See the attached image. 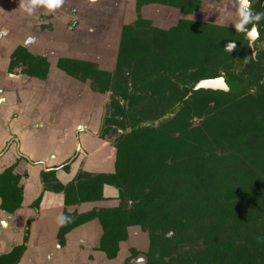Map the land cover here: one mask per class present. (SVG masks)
Listing matches in <instances>:
<instances>
[{"label":"flooded vegetation","instance_id":"flooded-vegetation-1","mask_svg":"<svg viewBox=\"0 0 264 264\" xmlns=\"http://www.w3.org/2000/svg\"><path fill=\"white\" fill-rule=\"evenodd\" d=\"M203 1L207 0H200L199 7L202 6ZM256 1L252 0V5ZM89 2L96 5L97 9L94 10L91 4L65 0L64 5L55 12L42 13L39 21L40 32L45 33L44 39H40L41 42L33 46L18 45L10 55L7 71L27 76L36 82L44 81L50 75L52 65L61 70L63 76L58 75L57 79H60L65 90L58 92L57 99L61 104L67 105L65 109H69L70 114H73L74 109L79 114L77 117L71 115L66 120H62L59 115L62 110L60 107L53 112L39 107L33 112V122L27 121L26 126L29 130L34 126L33 133L37 145L41 144V140L38 141L39 136L48 137L49 145L44 147L52 146L53 136L58 140L60 134L71 133L72 138L74 137L73 151L60 161H58L59 156L55 161L49 160L47 165L42 166V160H33L21 151V145L14 133L15 128L8 132L9 137L0 152L7 154L11 151L5 156L8 162L16 153L13 160L0 171V177L14 163H16L14 172L19 173L20 176L0 178V207L9 213L21 209L28 210L26 211L28 214L24 213L26 218L22 239L16 246L22 247L23 253L32 225L36 224L34 222H43V220L50 222V216L53 214L43 215L47 210L44 211L42 206L45 195L52 193L61 199L56 216L63 214L71 218V222L65 226H59L58 223L56 225L55 236L59 249L67 253L73 251L74 258L82 264H264V200L262 196L256 195L257 182L248 180L251 172H255L257 177L258 170L253 169L245 174L238 172L236 175L228 172L227 178L232 180L234 190L241 194L231 197L229 194H224L214 202L219 193L215 192L213 178H209L212 175L194 172L189 180L190 177L188 178L185 172L193 170L184 171L181 163L175 173L178 194L175 200L170 202V209L164 210L166 214H174L176 225L141 227L127 224L123 232L125 238L116 241L118 248L115 254L107 257L102 246L114 248V238H116L114 221L118 213L115 209L119 206L130 209L138 201L124 194L120 195V187L114 184L116 143L122 132L114 123V117L120 118L119 115L114 116V101L128 111V100L120 94V90L126 86L128 93H131L132 88L130 68L123 65L119 71H116L114 35L103 33L96 35L93 30L97 27L107 28L104 21L100 23L98 17L104 13L109 4L113 5V2L102 0L95 2L89 0ZM259 3L264 7V0H260ZM152 5L163 6L153 2H137L136 6L139 8L132 23L140 15L150 26L168 29L182 19L178 8L176 10L173 6H167L171 8L172 14L161 17L160 12H153L150 9ZM225 5L226 7L232 5L236 13L238 12L233 0H208L207 8L209 7L208 10L211 9L209 11L215 14H220L223 11L228 12L225 10ZM142 8L146 10L147 16L141 14ZM155 14L158 16L152 17ZM252 24L247 29H251ZM56 25L62 27L63 31L67 29L64 33V44L68 50L79 49L82 59L73 56H59L56 60L53 59L57 55V47L61 46L57 33L54 32L57 30ZM226 26L234 27V24H226ZM244 36L247 38L250 56L256 59L259 48H264L261 47L264 40H256L258 48L254 47L253 50L245 33ZM231 42H235V47L230 50ZM223 44L225 50L233 56L227 61L219 62L218 65H233L235 73L240 72L242 69L237 67L240 52L237 50L236 41L225 39ZM254 51L255 55H253ZM101 58H105V63L101 62ZM242 62H246V55L242 57ZM224 72L220 69L219 75L197 79L192 84V90L211 89L195 88V84L201 79L220 76L240 82L241 87L235 91L212 90L238 93L244 88L249 91L255 89L254 85H250L249 78L237 80ZM103 73H108L110 76V88L104 91L100 87ZM116 78L125 79L118 80L121 88H114ZM26 86L27 84L23 83L19 87ZM105 95L107 97L103 100ZM18 99L20 100L19 96ZM140 101L144 103L152 100L148 93H143ZM8 105L12 119L11 115L18 112V108L15 103ZM55 117L56 122H53L49 132H46V119ZM15 143L16 148H12V144ZM28 165L41 166L37 172L38 178L35 181L33 179L30 185ZM246 165L251 167L248 163ZM235 167L246 168L244 163L236 164ZM199 175L207 177L200 180ZM215 175L222 183L229 184L226 183L227 178L222 172L218 171ZM224 184H218L221 187L219 192L226 191ZM51 222L54 224V220ZM106 230L110 238H106L103 243L102 238ZM170 232L173 234L169 236ZM10 258L9 251L0 254V264L9 262Z\"/></svg>","mask_w":264,"mask_h":264},{"label":"trees","instance_id":"trees-1","mask_svg":"<svg viewBox=\"0 0 264 264\" xmlns=\"http://www.w3.org/2000/svg\"><path fill=\"white\" fill-rule=\"evenodd\" d=\"M137 2H153L163 5L162 8L173 6L184 16L200 5V0H135L136 11ZM259 2L252 5L253 12H263ZM205 22L183 17L170 28L161 29L150 26L138 15L135 22L122 25L115 67L116 71L123 65L130 68L132 92L119 86L118 80L124 78H116L114 88H121L120 94L128 100V111L114 101V116H120L114 117V123L122 130L116 143L114 184L120 187V195L138 201L130 209L125 206L115 209L119 214L116 213L114 221V248L101 245L107 257L115 254L116 241L125 238L127 224L176 225L174 214H166L164 210L170 209V202L178 194L175 173L180 163L184 171L193 170L185 172L189 180L194 172L212 175L209 178H213L215 192L219 193L214 202L224 194L230 197L241 194L234 190L228 172L236 175L257 169L259 175L251 172L248 180L257 182L256 195L264 200V48H259L254 59L243 32L226 24ZM253 22L257 23L252 20L245 28ZM258 23L259 40H264V19ZM225 39L237 43L240 52L237 67L242 69L238 73L233 65H218L233 56L224 48ZM254 47L258 48L256 43ZM244 55L246 62H242ZM220 69L233 79L249 78L255 89L244 88L238 93L192 90L197 79L219 75ZM103 75L100 87L104 91L110 88V76ZM143 93H148L152 101L141 103ZM243 163L246 168L235 167ZM15 164L0 178L19 177L14 172ZM218 171L229 184L217 179ZM206 177L199 175L200 180ZM219 183L225 185L226 191L219 192ZM106 238H110L108 231L103 243ZM22 250L13 247L5 264H15Z\"/></svg>","mask_w":264,"mask_h":264},{"label":"crops","instance_id":"crops-1","mask_svg":"<svg viewBox=\"0 0 264 264\" xmlns=\"http://www.w3.org/2000/svg\"><path fill=\"white\" fill-rule=\"evenodd\" d=\"M74 2H82L86 5L91 4L89 0H70ZM113 2V5L110 4L108 6V11L114 12V7L119 8V12L117 16L119 19H125L128 20V22L133 21L136 18V10L133 14H129L128 8H127V1L128 0H111ZM157 6V5H152ZM229 6V5H228ZM134 8H135V1H134ZM226 8V9H225ZM225 10H228V12L223 11L222 13L218 14L220 18H224L230 15V12L234 11V8L232 5L229 7H226ZM6 6L1 1L0 2V11L5 10ZM57 10V9H56ZM55 10V11H56ZM171 10V8H170ZM50 11L47 9L48 12H55ZM172 11V10H171ZM46 12V11H44ZM44 12H41L45 14ZM155 12H157L155 10ZM146 13V10L144 8L141 9V14ZM165 13V12H163ZM161 13V14H163ZM40 14V13H39ZM161 17L167 16L168 14L171 15L172 13L163 14ZM112 15V13H110ZM126 15V17L124 16ZM56 16V15H55ZM132 16V18H131ZM171 17V16H169ZM113 18L109 17V20H107L106 25L111 27V31H114V20L111 23V20ZM104 20V18H103ZM106 20V19H105ZM127 22V23H128ZM5 23L6 21H0V32L1 29H4L5 31ZM39 23V24H38ZM59 25V23H57ZM56 25V26H57ZM60 26V25H59ZM57 26L54 32L57 33V39L59 40V43H61V46L57 47V55L53 57L54 60H56L59 56H73L79 59H82L81 51L79 49L75 48L74 51L68 50L66 48V45L64 44L65 38L64 33L67 31H63L62 27ZM110 27L108 29H110ZM105 29V32L107 30ZM40 21L37 22V30L40 31ZM105 32L103 34H105ZM108 32L107 34H110V36L114 35L113 32ZM1 33H0V41H1ZM52 35V34H51ZM42 34H36V37L34 41H32L28 46L36 45L37 43L41 42L40 39H44V36L42 37ZM106 36V35H104ZM56 38V36H55ZM43 41V40H42ZM18 46V45H17ZM85 52V51H84ZM104 55H101L103 57ZM106 58V57H105ZM101 58V59H105ZM10 59V57H9ZM9 59L6 60L3 54V51L0 49V151L4 147L6 140L8 139V132L10 130H13L15 128V134L16 139L20 143L21 151L25 153L29 158L33 160H42V166L49 164V160H56V157L59 156V160L63 159L65 156L70 154L73 149V138L72 134L69 135L66 134H60L58 137V140L55 136L51 139V142L53 143L50 147H44L48 144V137L39 136L38 141L41 140V144L37 145L35 142V135L33 133L34 126L31 130L26 126L27 121L33 122V112L35 109L40 108H46L50 111H56V108L60 107V119L66 120L71 115L76 116L79 115L78 112L74 109L73 114H70L69 109H65L67 107L66 104H61L60 101L57 99L58 92L65 90V86L61 84L60 79H57V76L60 77L63 76V72L59 69H56L55 65H52L50 69V75L47 76V78L44 81L36 82V80L27 78V76H20L17 74H12L7 71V66ZM55 70V71H53ZM26 83V87H19L21 84ZM14 87V89H13ZM9 90V91H8ZM18 96L20 100L18 99ZM15 103L16 107L18 108V112H16L13 116L10 115L11 110L8 109V104ZM88 104V103H87ZM86 104V107H87ZM77 107L79 104L76 105ZM71 109V108H70ZM90 121V120H88ZM46 128L45 131L49 132L50 127L53 122H56V117L51 119L48 118L45 121ZM13 131H11L12 133ZM58 142L57 144H55ZM16 143L12 144V148H16ZM49 145V144H48ZM58 145V146H56ZM15 146V147H14ZM11 151L7 154H10ZM16 153V152H15ZM15 153L13 156H11V161L13 160V157H15ZM1 154V152H0ZM7 154H1L0 155V171L5 167V165H8L10 162H8V158L6 160ZM6 161H5V160ZM8 162V163H7ZM40 165H28V183L29 185L33 182H31L33 179L34 181L38 178L37 172L38 169L40 170ZM1 202V201H0ZM43 206L42 208L45 209L46 213L45 216H48V214L53 216H50L51 219L50 222L44 221L43 222H34L36 224L32 225L31 231H30V237L27 242L26 249L19 257L18 261L15 264H82L78 260H76L73 254V251L70 253L64 252V250L59 249V244L55 236V230L57 225V210L61 204V199L59 196H56L52 193H47L45 195V199L43 200ZM42 209V210H43ZM26 211L28 210H18L14 213H9L6 210L2 209L0 207V254L7 253L11 250L13 246L18 245L21 242L22 239V233H23V226L25 221V215L24 213L28 214ZM55 211V212H53ZM59 213V212H58ZM51 220H54V224L51 222ZM55 227V228H54Z\"/></svg>","mask_w":264,"mask_h":264},{"label":"water","instance_id":"water-1","mask_svg":"<svg viewBox=\"0 0 264 264\" xmlns=\"http://www.w3.org/2000/svg\"><path fill=\"white\" fill-rule=\"evenodd\" d=\"M6 6L5 10L0 11V21H6L5 23V31L1 29V41H0V49L3 51L4 57L6 60L9 59L11 52L17 45H28L32 41H34L36 34L45 35L44 32H40L37 30L31 33V29L37 24V16L39 13L47 11L44 6H37L35 12L31 15L19 8L20 0H0ZM135 0L127 1V8L129 14H133L135 16V8H134ZM204 4V3H202ZM206 11H209L207 8H204V5L200 6L199 9L194 11L192 14L184 16L183 14H179L180 17H187L191 19H200L199 14H202ZM119 12L118 7H114V57L116 58L117 49L120 39L121 28L123 24H126L128 20L119 19L117 16ZM126 17V15H124ZM132 18V16H131ZM202 20V19H200ZM205 20V19H203ZM207 20V19H206ZM208 21H214L212 17L208 18ZM132 22V21H130ZM128 22V23H130ZM37 27V26H36ZM110 32V33H111ZM8 43V44H7ZM241 87V83L238 81H233L225 76H220L216 78H207L201 79L195 84V88H211V89H221L225 91H235Z\"/></svg>","mask_w":264,"mask_h":264},{"label":"clouds","instance_id":"clouds-1","mask_svg":"<svg viewBox=\"0 0 264 264\" xmlns=\"http://www.w3.org/2000/svg\"><path fill=\"white\" fill-rule=\"evenodd\" d=\"M95 2V0H93ZM65 3V0H20L19 8L23 9L29 14H33L37 6H44L50 11H55L61 8ZM233 3L237 6L238 14L242 18L240 23L234 25L235 30L243 32L247 35L250 40V47L254 50L255 41L259 39V21L264 19V12H253L252 0H233ZM255 20L257 23H253L251 29H246L245 24ZM235 47V42H231V49ZM264 47V44L261 45ZM255 55V51L253 52ZM71 222V218L61 214L57 217V223L59 226H65ZM169 233L168 235H172Z\"/></svg>","mask_w":264,"mask_h":264},{"label":"rangeland","instance_id":"rangeland-1","mask_svg":"<svg viewBox=\"0 0 264 264\" xmlns=\"http://www.w3.org/2000/svg\"><path fill=\"white\" fill-rule=\"evenodd\" d=\"M102 1H111V0H102ZM112 2V1H111ZM203 3L204 4H202V5H204V8H207V5H208V0L207 1H203ZM82 4H84L83 2H82ZM110 5V4H109ZM108 5V6H109ZM92 6V8L94 9V10H96L97 9V6L96 5H94V4H92L91 5ZM209 8V7H208ZM207 8V9H208ZM150 9L153 11V12H155V10L157 11V12H160V14L161 13H163V12H167V14L168 13H171L172 11L170 10V9H168V8H162V7H158V6H150ZM154 9V10H153ZM209 10H211V9H209ZM44 13H47V12H44ZM110 13H112V15H110ZM41 15H42V13H40L38 16H37V20H39V19H41ZM143 15V14H142ZM145 15V14H144ZM169 15V14H168ZM145 16H147V15H145ZM156 16H158V14H155V15H152V17H156ZM160 16V15H159ZM109 17H112L113 19L111 20V23H112V21L114 20V12H111L110 10L108 11V9H105V11H104V13L103 14H101L100 15V17H98L99 19H100V23L102 24L103 23V21H104V23L106 24L107 22V20H109ZM199 17H200V19H207L208 20V18H210V17H212L214 20H216V21H218V22H220V23H225V24H230V25H232V24H236V23H240V20H241V18H240V16H239V14H238V12L236 13V11L234 10L233 12L231 11V14L229 15V16H227V17H224V18H220V16H218V14H215V13H213L212 11H206V12H204V13H202V14H199ZM103 18H104V20H103ZM106 19V20H105ZM155 19H157V18H155ZM120 21H121V19H120ZM39 24V23H38ZM37 26V24L35 23V25L33 26V28L31 29V33L32 32H35L36 31V27ZM110 26H108V28H109ZM100 28V29H99ZM107 28V30H106V32H105V29H102V27H97L96 28V30L95 29H93L94 30V33L96 34V35H100L101 33H104L105 32V34H107L108 32H110V30H111V27H110V29H108ZM114 28V27H113ZM41 30V29H40ZM67 30V29H66ZM114 61H115V57H114ZM101 62H103V63H105V60L104 59H102L101 60ZM102 68H106V67H103L102 66ZM106 95L105 96H103V100H105L106 99Z\"/></svg>","mask_w":264,"mask_h":264},{"label":"bare ground","instance_id":"bare-ground-1","mask_svg":"<svg viewBox=\"0 0 264 264\" xmlns=\"http://www.w3.org/2000/svg\"><path fill=\"white\" fill-rule=\"evenodd\" d=\"M32 15V14H31ZM8 44V43H7Z\"/></svg>","mask_w":264,"mask_h":264}]
</instances>
